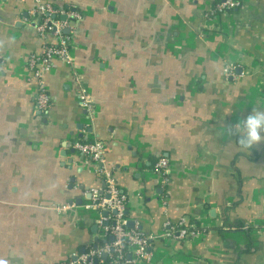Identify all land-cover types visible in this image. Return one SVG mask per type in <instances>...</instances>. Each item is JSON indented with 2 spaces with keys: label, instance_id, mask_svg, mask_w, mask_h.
Listing matches in <instances>:
<instances>
[{
  "label": "crops",
  "instance_id": "0c3cea01",
  "mask_svg": "<svg viewBox=\"0 0 264 264\" xmlns=\"http://www.w3.org/2000/svg\"><path fill=\"white\" fill-rule=\"evenodd\" d=\"M46 1L79 17L61 32L71 62L43 75L39 115L29 57L55 39L37 32L33 0H0V260L68 264L106 239L87 207L103 182L72 148L97 139L127 220L154 236L149 258L129 250L128 264H264V139L244 147L239 130L264 111V0L217 23L214 0ZM181 219L196 234L166 236Z\"/></svg>",
  "mask_w": 264,
  "mask_h": 264
},
{
  "label": "built area",
  "instance_id": "2783aa9c",
  "mask_svg": "<svg viewBox=\"0 0 264 264\" xmlns=\"http://www.w3.org/2000/svg\"><path fill=\"white\" fill-rule=\"evenodd\" d=\"M33 1L35 7L32 11L33 16L31 21L34 22L37 32L42 38L50 35L55 39L54 42L45 41L43 43L40 55L32 54L29 57L32 78L37 86L36 110L39 115H45L49 110L50 96L45 89L43 75L50 69L52 59L71 62L68 43L61 32L64 28L68 27L67 19L69 17H79V14L76 11H68L67 15L66 12L58 10L51 2L46 0ZM238 6V0H221L214 8L208 10L207 17L214 23H217L216 19L219 14L232 11ZM62 16H66L67 19L61 20ZM229 72L230 70H225V73L228 74ZM78 100L80 106L90 115L93 110L90 96L85 91L80 90ZM72 148L80 153L82 157L91 161L96 167L97 174L101 177L103 187L100 191L93 190L88 193L90 202L87 204V207L96 208L101 212L99 219L101 235H110L112 240L103 247L81 254H73V260L68 264H98L97 258L104 253L111 255L112 263L110 264L133 263L131 259L129 260L124 257L125 253L129 250L133 251L136 261L147 260L149 258V245L154 236L145 234L136 221H133L131 227L127 226L128 220L125 215L127 194L119 188L112 173L104 167L105 145L103 142L97 139L73 140ZM168 166V160L161 157L154 164L153 170L163 174L168 169ZM104 212L107 214L103 215ZM166 228V236L178 239H185L188 236L191 237L196 234L184 219H181L175 226L166 224Z\"/></svg>",
  "mask_w": 264,
  "mask_h": 264
},
{
  "label": "clouds",
  "instance_id": "9594fccd",
  "mask_svg": "<svg viewBox=\"0 0 264 264\" xmlns=\"http://www.w3.org/2000/svg\"><path fill=\"white\" fill-rule=\"evenodd\" d=\"M239 130L243 133L240 143L244 147H249L255 142L264 139V136L261 135L264 132V111L256 110L243 118V123L239 126ZM0 264H7V262L0 260Z\"/></svg>",
  "mask_w": 264,
  "mask_h": 264
},
{
  "label": "trees",
  "instance_id": "16d2710c",
  "mask_svg": "<svg viewBox=\"0 0 264 264\" xmlns=\"http://www.w3.org/2000/svg\"><path fill=\"white\" fill-rule=\"evenodd\" d=\"M239 1V0H238ZM221 2V0H214L213 1V8L215 7V5L216 4H218V3H220ZM239 4H240V2H239ZM55 8H58V7H56L55 6ZM229 12H231V11H229ZM229 12H226V13H229ZM58 17V16H57ZM158 159H156V161H157ZM156 161H155V163H156ZM154 163V164H155ZM110 223V222H109ZM110 235H108V236H105V240L103 241V240H98L97 241V248H100V247H103L106 243H109V242H111V239H110ZM86 250V249H85ZM88 250V249H87ZM86 252V251H85ZM84 252V253H85ZM127 254H128V251L125 253V255H124V257L125 258H127ZM97 260H98V264H110V263H112V257H111V255H106V257H103V254H101L98 258H97ZM70 261V260H69ZM69 263V262H68Z\"/></svg>",
  "mask_w": 264,
  "mask_h": 264
},
{
  "label": "water",
  "instance_id": "95a60500",
  "mask_svg": "<svg viewBox=\"0 0 264 264\" xmlns=\"http://www.w3.org/2000/svg\"><path fill=\"white\" fill-rule=\"evenodd\" d=\"M60 19H61V20H66L67 17H66V16H62ZM64 32H65V33H68V29H65ZM106 214H107L106 212L103 213V215H106ZM132 225H133V221L128 220V221H127V226H128V227H131ZM110 239L112 240V237H111ZM103 257H106V253L103 254Z\"/></svg>",
  "mask_w": 264,
  "mask_h": 264
}]
</instances>
